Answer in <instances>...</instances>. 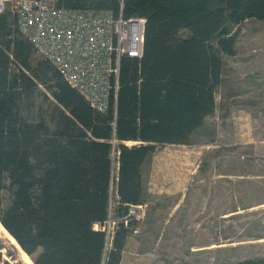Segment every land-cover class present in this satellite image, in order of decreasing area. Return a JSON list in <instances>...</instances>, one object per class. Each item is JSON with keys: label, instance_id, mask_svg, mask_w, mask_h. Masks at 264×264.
<instances>
[{"label": "trees", "instance_id": "trees-1", "mask_svg": "<svg viewBox=\"0 0 264 264\" xmlns=\"http://www.w3.org/2000/svg\"><path fill=\"white\" fill-rule=\"evenodd\" d=\"M120 1L58 6L117 15ZM122 15L145 19L143 54L121 59L115 105L98 112L35 52L16 17L0 14V194L9 195L0 225L34 264H121L134 220L116 226L107 252L93 229L107 219L111 185L115 216L146 205L144 167L158 146L193 145L216 109L223 56L236 54L248 20L264 22V0H123ZM38 86L53 100L48 122L32 113Z\"/></svg>", "mask_w": 264, "mask_h": 264}, {"label": "rangeland", "instance_id": "rangeland-1", "mask_svg": "<svg viewBox=\"0 0 264 264\" xmlns=\"http://www.w3.org/2000/svg\"><path fill=\"white\" fill-rule=\"evenodd\" d=\"M235 52L223 56L216 109L193 145L158 146L144 167L148 197L133 219L121 264H235L264 257V22L247 21ZM52 102L38 86L36 120L49 121ZM8 201L1 193L0 203ZM0 264H34L1 225Z\"/></svg>", "mask_w": 264, "mask_h": 264}, {"label": "built area", "instance_id": "built-area-1", "mask_svg": "<svg viewBox=\"0 0 264 264\" xmlns=\"http://www.w3.org/2000/svg\"><path fill=\"white\" fill-rule=\"evenodd\" d=\"M59 0H0V14L16 17L21 35L35 52L49 61L98 112H104L111 99L115 105L122 58L140 59L143 54L145 19L124 18L123 0L119 13L110 10L66 9ZM117 197L110 187L108 216L95 231L105 236V252L111 247L116 226L127 225L143 205H128L115 216Z\"/></svg>", "mask_w": 264, "mask_h": 264}, {"label": "crops", "instance_id": "crops-1", "mask_svg": "<svg viewBox=\"0 0 264 264\" xmlns=\"http://www.w3.org/2000/svg\"><path fill=\"white\" fill-rule=\"evenodd\" d=\"M127 144V143H126ZM170 146H175V145H170ZM178 146V145H177Z\"/></svg>", "mask_w": 264, "mask_h": 264}, {"label": "bare ground", "instance_id": "bare-ground-1", "mask_svg": "<svg viewBox=\"0 0 264 264\" xmlns=\"http://www.w3.org/2000/svg\"><path fill=\"white\" fill-rule=\"evenodd\" d=\"M97 226V225H96Z\"/></svg>", "mask_w": 264, "mask_h": 264}]
</instances>
